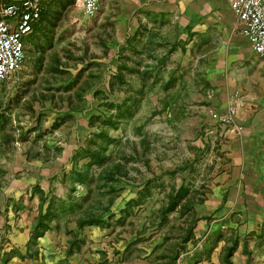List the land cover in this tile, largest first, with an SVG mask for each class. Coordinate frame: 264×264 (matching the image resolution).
I'll list each match as a JSON object with an SVG mask.
<instances>
[{
	"label": "rangeland",
	"instance_id": "374dc122",
	"mask_svg": "<svg viewBox=\"0 0 264 264\" xmlns=\"http://www.w3.org/2000/svg\"><path fill=\"white\" fill-rule=\"evenodd\" d=\"M24 47L0 84V244L24 220L33 248L49 234L90 264H192L216 238L256 257L264 223L222 228L212 201L230 127L210 110L264 64L229 0H102L93 18L43 0Z\"/></svg>",
	"mask_w": 264,
	"mask_h": 264
},
{
	"label": "crops",
	"instance_id": "0c3cea01",
	"mask_svg": "<svg viewBox=\"0 0 264 264\" xmlns=\"http://www.w3.org/2000/svg\"><path fill=\"white\" fill-rule=\"evenodd\" d=\"M261 57L264 61V56ZM257 68V65H247L236 72L237 117L235 126L222 135L229 163L220 171L212 195V201L218 206L215 221L224 222L221 227L230 229L248 221L251 223L248 230L243 227L246 224H241V231L253 236L262 233L258 225L264 223V77L258 75L264 74V64L263 70ZM230 96L231 93L228 101ZM17 227L20 228L13 227L12 234L10 230L1 231L5 235L8 232L6 238L11 239L10 243L0 244V264H90L99 258L92 249L85 252L83 248L56 246L48 238L49 234L45 236V244L33 248L29 244L32 230L28 223L22 220ZM225 247L221 238H216L211 245L205 243L192 264H264V246L254 249V259H248L241 247L227 258Z\"/></svg>",
	"mask_w": 264,
	"mask_h": 264
},
{
	"label": "built area",
	"instance_id": "2783aa9c",
	"mask_svg": "<svg viewBox=\"0 0 264 264\" xmlns=\"http://www.w3.org/2000/svg\"><path fill=\"white\" fill-rule=\"evenodd\" d=\"M86 18L95 17L102 0H73ZM237 29L253 53L264 56V0H229ZM43 10V0H0V84L10 81L25 60V39L33 32ZM224 127H234L237 106L226 112L210 110Z\"/></svg>",
	"mask_w": 264,
	"mask_h": 264
}]
</instances>
